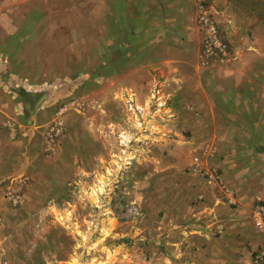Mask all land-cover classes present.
<instances>
[{"label":"rangeland","instance_id":"rangeland-1","mask_svg":"<svg viewBox=\"0 0 264 264\" xmlns=\"http://www.w3.org/2000/svg\"><path fill=\"white\" fill-rule=\"evenodd\" d=\"M199 6L11 0L2 9L0 264H189L183 230L210 198L236 211L243 190L264 233L254 219L264 205V0ZM203 13L228 61L205 57ZM169 16L189 39H147L154 26L173 29ZM218 78L245 83L229 118ZM262 247L260 237L249 245L252 263Z\"/></svg>","mask_w":264,"mask_h":264},{"label":"crops","instance_id":"crops-1","mask_svg":"<svg viewBox=\"0 0 264 264\" xmlns=\"http://www.w3.org/2000/svg\"><path fill=\"white\" fill-rule=\"evenodd\" d=\"M10 4L11 0H0V26L2 9L7 6L10 7ZM173 8H177V5H173ZM173 19L174 26H172V30H168V32L162 31L160 26L157 28L154 26L151 31L152 36L146 38L189 39L188 31L185 30L186 37L183 38V36H180L181 32L178 33L175 30L176 25H180L181 19L176 16H169L168 21L173 22ZM148 35H150V33ZM239 47L240 48L235 49L238 55L236 61L244 63L246 59V51L243 50L244 46ZM219 70L222 71V69L217 70L220 77L222 72ZM233 73L239 78L243 76L241 69L234 70ZM180 75L182 76L183 74ZM218 81L220 84L217 86V89L219 90L218 92L220 94L222 106L224 109H226L225 112H223V115L229 118L234 116V113H230L227 110L228 107L241 108L244 106L245 100H235L232 98V96L235 93H238V91L242 90V85L245 83L238 82L237 84H233L223 79H219ZM186 87V85H183V90ZM254 87L255 86L251 87L249 85V89L255 90ZM212 100L214 102V99ZM233 154H236V152L232 151L228 154V156ZM225 164L226 167H223V169L226 171L235 172L241 170V165L238 163H233V165L228 163ZM1 169L2 167L0 166V170ZM250 179L251 176H248V182ZM230 180L234 186L242 184L243 186H240V188H245L247 182V178H245V182L242 179H239L237 182L234 176ZM243 191L239 192L237 195L238 208L236 211L231 212L225 210L226 212H223L224 206L222 205L221 201L219 202V199L214 197L210 198L206 213H200L196 215L195 219L190 221V224H192L193 227L189 226L190 228L183 230L189 238L187 243L192 255L191 262H189V264H253L249 245L256 244L257 237L264 239V233H257L259 231L254 229V227L251 225L250 210L253 204V199L250 195H247L245 191ZM209 219L211 220L210 225L213 224V227H209ZM220 229H222L223 233L221 236L215 237L213 230L218 231ZM175 231L177 232V230ZM172 236L177 237L178 234L174 232L170 235L171 238ZM175 237L170 240V242L177 244L178 238Z\"/></svg>","mask_w":264,"mask_h":264},{"label":"built area","instance_id":"built-area-1","mask_svg":"<svg viewBox=\"0 0 264 264\" xmlns=\"http://www.w3.org/2000/svg\"><path fill=\"white\" fill-rule=\"evenodd\" d=\"M196 1H198V4L201 6V3L205 0ZM200 8L203 9L202 6ZM199 22L205 30L203 38L205 57H216L219 61H228L230 57L229 46L223 37L220 36L218 25L215 23L214 19L211 18L208 13H203L200 15ZM254 219L258 227L264 226V205L260 204L256 206ZM253 263L264 264V247L255 253Z\"/></svg>","mask_w":264,"mask_h":264}]
</instances>
